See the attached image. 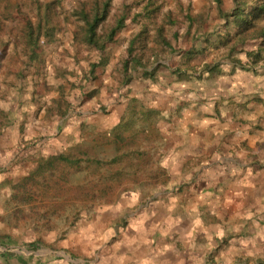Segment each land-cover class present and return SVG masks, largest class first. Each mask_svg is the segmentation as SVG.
<instances>
[{
    "label": "rangeland",
    "instance_id": "rangeland-1",
    "mask_svg": "<svg viewBox=\"0 0 264 264\" xmlns=\"http://www.w3.org/2000/svg\"><path fill=\"white\" fill-rule=\"evenodd\" d=\"M106 3V17L96 29L95 39L101 48L88 42L87 21L101 15ZM263 7L264 0H0V135L27 115L43 114V121H76L83 119L87 110L107 115L113 103L124 99L127 110L132 98L152 107L158 96L155 85L145 84L143 92L136 95L131 94L133 84L143 78L156 83L161 68L183 78L200 79L210 64L185 69L191 61L186 55H191L188 51L195 46L190 42L195 39L192 35L211 31L213 22L223 18L219 13L226 21L232 20L231 27L241 34L238 41L260 34L264 15L255 19L253 14ZM121 17L123 28L112 41L107 40ZM246 19L253 25L247 28ZM263 56L260 54L257 62L264 61ZM185 58L187 62L182 63ZM139 102L132 105L136 108ZM135 121L134 126L142 123L138 116ZM159 121L160 117L157 125L162 139L156 143L154 169L138 172L140 180L123 177V186L113 190L105 189L101 182L108 171L85 168L86 162L73 167L55 162L53 167L36 169L52 155L77 154L82 149L90 157L110 159L115 145L104 137L111 138L114 127L104 132L87 129L81 141L63 151L50 156L39 151L34 158H7L4 148L21 144L0 137L4 234L13 237L22 252L35 250L55 264L65 262L63 255L69 259L71 252H63L67 249L64 245L82 220L122 204L129 208L135 202L134 210L157 199L161 190L169 191L171 166L165 164ZM45 138V134L36 137V144ZM136 140L141 141L139 137ZM156 167L165 170L160 179L154 178ZM130 211L121 210L123 215ZM73 256L71 264H83ZM88 261L85 264H91Z\"/></svg>",
    "mask_w": 264,
    "mask_h": 264
},
{
    "label": "crops",
    "instance_id": "crops-1",
    "mask_svg": "<svg viewBox=\"0 0 264 264\" xmlns=\"http://www.w3.org/2000/svg\"><path fill=\"white\" fill-rule=\"evenodd\" d=\"M219 15L211 31L190 40L195 46L185 69L210 64L200 79L161 68L156 83L143 78L132 85L131 94L145 84L158 91L152 107L161 115L169 191L137 209L134 201L129 208L121 203L82 220L64 245L63 252L75 256L56 264H71L72 256L83 264L88 258L91 264H264V61L251 59L264 55L263 38L256 33L238 41L232 20ZM126 106L124 99L107 115L87 110L76 121L27 115L3 129L1 140L21 144L4 152L9 159L61 152L87 129L111 130ZM122 209L131 211L123 215ZM4 211L0 198V264H55L38 251L18 249L4 234Z\"/></svg>",
    "mask_w": 264,
    "mask_h": 264
},
{
    "label": "trees",
    "instance_id": "trees-1",
    "mask_svg": "<svg viewBox=\"0 0 264 264\" xmlns=\"http://www.w3.org/2000/svg\"><path fill=\"white\" fill-rule=\"evenodd\" d=\"M108 3L105 4L103 13L101 15L95 14L92 21H87V30H88V42L97 46L103 47V45H98L96 38V29L98 25L106 17V8ZM264 15V7L260 10L258 14H253V18H259ZM247 28L253 25V21L246 19ZM124 18L121 17L118 19L116 24L110 29L107 34V40L112 41L116 34L123 28ZM263 38L261 45H264V29L260 33ZM261 52L255 53L252 58L257 61ZM134 102H139L138 99L132 98L131 105L127 108L125 114L121 118L120 122L114 127L112 131V137H104L108 139L109 142L115 145L114 155L107 160H101L98 156H88L87 151L82 149V152L79 153H69L52 155L51 160H48L45 164L40 163L37 171L44 169L45 165L55 166V162L59 164H65L67 166H80L81 162H86L85 168H91L96 166V170H107L108 173H103V178L101 182L104 183L105 189L113 190L114 186L121 187L123 186V180L125 179H136L138 178V172L153 170L155 166V148L159 139H162L160 134V129L157 125V119L160 117V112L155 107H150L144 105L142 101L139 102V106L135 108V105H132ZM141 118V124L135 125V119ZM140 138L141 141H137L136 138ZM157 140V141H156ZM155 141V142H154ZM151 145H147V143ZM119 164L115 167L114 165ZM57 165V166H58ZM114 167V168H113ZM58 168V167H56ZM83 168V166H82ZM154 178L160 179L161 175L165 173V170L158 169L154 170ZM111 172V173H110ZM129 176H134L133 178H128Z\"/></svg>",
    "mask_w": 264,
    "mask_h": 264
}]
</instances>
